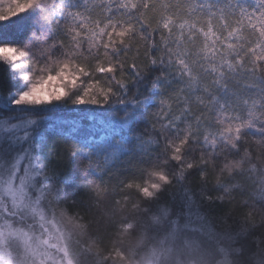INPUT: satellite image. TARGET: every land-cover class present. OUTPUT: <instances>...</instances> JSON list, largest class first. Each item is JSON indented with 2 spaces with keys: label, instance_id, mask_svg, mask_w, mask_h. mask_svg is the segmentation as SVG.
Masks as SVG:
<instances>
[{
  "label": "snow or ice",
  "instance_id": "snow-or-ice-1",
  "mask_svg": "<svg viewBox=\"0 0 264 264\" xmlns=\"http://www.w3.org/2000/svg\"><path fill=\"white\" fill-rule=\"evenodd\" d=\"M0 65V264H264V0H6Z\"/></svg>",
  "mask_w": 264,
  "mask_h": 264
},
{
  "label": "trees",
  "instance_id": "trees-1",
  "mask_svg": "<svg viewBox=\"0 0 264 264\" xmlns=\"http://www.w3.org/2000/svg\"><path fill=\"white\" fill-rule=\"evenodd\" d=\"M0 5H4L6 6V0H0ZM13 42H21L20 40L16 39ZM11 73L9 71V69L6 66L0 65V82H5V83H9Z\"/></svg>",
  "mask_w": 264,
  "mask_h": 264
}]
</instances>
